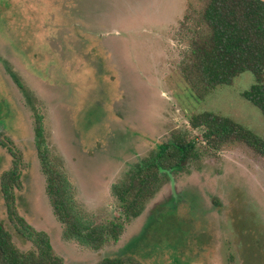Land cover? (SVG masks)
<instances>
[{
  "label": "rangeland",
  "instance_id": "374dc122",
  "mask_svg": "<svg viewBox=\"0 0 264 264\" xmlns=\"http://www.w3.org/2000/svg\"><path fill=\"white\" fill-rule=\"evenodd\" d=\"M198 0H0V141L21 157L17 213L49 236L64 264L132 256L141 264H264V160L243 144L204 156L175 175L98 251L67 241L46 195L34 144L35 117L8 73L34 94L45 135L75 200L95 223L121 217L111 186L172 133L201 141L189 118L214 112L264 139V118L241 97L245 72L203 100L178 64L179 23ZM13 159L0 146V178ZM0 219L22 252L0 193Z\"/></svg>",
  "mask_w": 264,
  "mask_h": 264
},
{
  "label": "trees",
  "instance_id": "16d2710c",
  "mask_svg": "<svg viewBox=\"0 0 264 264\" xmlns=\"http://www.w3.org/2000/svg\"><path fill=\"white\" fill-rule=\"evenodd\" d=\"M178 35L186 44L178 64L180 74L195 97L203 100L223 86H232L248 72L254 83L241 97L257 108L264 118V0H198L189 6L179 23ZM8 73L31 107L34 144L45 177L46 195L63 236L82 247L98 251L117 243L126 225L137 219L146 204L174 176L189 173L204 156L223 148L243 144L264 160V139L229 117L202 112L189 118V126L201 132V141L187 131L172 133L168 142L158 145L148 156L111 186L121 217L95 223L75 200V189L66 176L62 160L50 148L44 117L35 106L34 94L9 67ZM6 147L12 168L1 175L0 193L8 220L17 236L32 245L22 252L0 219V264H64L50 244L49 236L36 231L16 210L15 192L21 189V157ZM98 264H141L132 256L105 258Z\"/></svg>",
  "mask_w": 264,
  "mask_h": 264
}]
</instances>
